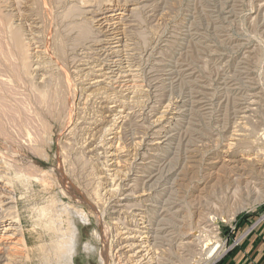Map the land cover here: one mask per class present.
I'll return each instance as SVG.
<instances>
[{"label": "rangeland", "instance_id": "obj_1", "mask_svg": "<svg viewBox=\"0 0 264 264\" xmlns=\"http://www.w3.org/2000/svg\"><path fill=\"white\" fill-rule=\"evenodd\" d=\"M261 3L0 0L6 207L28 248L16 264H118L115 226L134 214L115 216L105 176L119 183L113 200L129 192L124 202H141L158 230L155 264H264ZM107 8L126 9L113 54L127 70L98 85L113 56L94 31Z\"/></svg>", "mask_w": 264, "mask_h": 264}, {"label": "bare ground", "instance_id": "obj_2", "mask_svg": "<svg viewBox=\"0 0 264 264\" xmlns=\"http://www.w3.org/2000/svg\"><path fill=\"white\" fill-rule=\"evenodd\" d=\"M262 8H264V0H261ZM115 6V5H114ZM113 6V7H114ZM126 8V7H125ZM122 8H107L106 10L102 11L100 14L101 16L96 19L98 21L96 27L94 28L95 34L97 36L96 45L99 47H102L104 50L111 51V54L113 52H116L114 48L116 46H122V37L120 34L123 32V28L121 27V20H123V15H125V10L120 11ZM36 20V19H35ZM95 20V21H96ZM125 20V19H124ZM34 21V20H33ZM37 22V21H35ZM34 26V25H33ZM29 27V26H28ZM36 27V26H35ZM34 27V28H35ZM83 28H85L83 30ZM83 34H88L89 30L86 26L82 27ZM123 34V33H122ZM30 35V34H29ZM18 37V36H17ZM26 37V36H25ZM28 38V37H27ZM31 41V40H30ZM33 41V40H32ZM31 41V42H32ZM29 42V41H28ZM38 46V45H37ZM119 47V48H120ZM104 52V51H103ZM117 55V54H116ZM120 55V54H119ZM119 58V57H118ZM118 58H115V54H113L111 61L107 64L101 65L99 68H97V71H100L98 73V76L96 75L95 78L92 80V84H98L101 83V76L104 78L107 75L109 76H115L117 73H123L126 70H123L122 68L125 67L123 64L125 62L120 61ZM122 58V57H121ZM125 61V60H124ZM128 65V64H127ZM39 66V65H38ZM37 66V68H38ZM87 67V66H86ZM36 68V67H35ZM84 69V68H83ZM87 69V68H86ZM85 69V70H86ZM96 70V69H95ZM90 71V70H89ZM131 73V72H129ZM118 75V74H117ZM129 74H122V76H128ZM123 78V77H122ZM129 78V77H128ZM105 79V78H104ZM127 79V78H126ZM112 80V79H111ZM125 80V79H124ZM128 80V79H127ZM131 80V78H130ZM103 81V80H102ZM114 81V80H113ZM132 81L135 84V80L132 79ZM104 82V81H103ZM123 82V81H122ZM125 83V82H124ZM90 84V83H89ZM91 84V85H92ZM90 85V86H91ZM99 85V84H98ZM97 86V85H96ZM123 86V84H122ZM129 86V85H128ZM132 86V85H131ZM88 88V87H86ZM18 90V89H17ZM48 91V90H47ZM9 92V91H8ZM50 93V92H49ZM48 94V92H47ZM55 95V94H54ZM52 95V96H54ZM38 96V95H37ZM50 96V95H49ZM41 97V96H40ZM104 97V96H103ZM50 98V97H49ZM100 98V96H99ZM107 98V97H106ZM1 99V98H0ZM109 99V98H108ZM111 99V98H110ZM114 99V98H113ZM38 100V99H37ZM43 101V99H41ZM55 100V98L53 99ZM107 100V99H106ZM117 100V99H116ZM16 101V100H15ZM118 101V100H117ZM48 102V101H47ZM119 102V101H118ZM45 103V102H44ZM110 103V102H109ZM120 105V104H119ZM122 105V104H121ZM124 106V105H123ZM126 106V105H125ZM25 107V106H24ZM23 107V108H24ZM110 107V106H108ZM107 107V108H108ZM122 107V106H121ZM117 108V107H116ZM127 108V107H126ZM47 109H51L47 106ZM119 109V108H118ZM112 110V109H111ZM110 110V111H111ZM121 110V109H120ZM116 113V116L119 117H127V112L122 110ZM132 110V109H131ZM27 111V110H25ZM114 112V111H113ZM129 114V113H128ZM244 115V114H243ZM14 116V115H13ZM15 117V116H14ZM8 118V117H7ZM10 118V117H9ZM12 118V117H11ZM31 119V118H30ZM31 121V120H30ZM111 121V120H110ZM109 121V122H110ZM33 122V121H32ZM114 124V123H113ZM112 124V125H113ZM111 129V128H110ZM109 129V130H110ZM112 130V129H111ZM107 132V131H106ZM114 132V131H113ZM263 136V135H262ZM154 141V140H153ZM108 142V141H107ZM101 143V142H100ZM99 144V143H98ZM92 146V144H91ZM101 146V145H100ZM97 147V146H96ZM112 150L109 151V155L112 157V165H114L115 158L118 154L116 148H111ZM125 156V155H124ZM145 156V155H144ZM120 157V156H119ZM3 154L0 153V261H6L3 264H16V258L19 257L22 261V259L27 254V246L25 245V232L24 227L22 224V221L20 220V217L11 212L10 208H16V205H11L10 207H6L7 204L14 201V191L13 188L10 186V180L7 177V172H5V169L3 168ZM252 159V158H251ZM144 160V159H143ZM107 161V160H106ZM140 161V160H139ZM122 162V161H121ZM107 163V162H106ZM119 163V161H118ZM110 165V164H109ZM233 165V164H232ZM116 169V168H115ZM110 170H112L110 168ZM106 175H107V170ZM118 171V170H117ZM110 172V171H109ZM115 172V171H114ZM113 176L112 173H108ZM120 174V173H119ZM121 176V175H120ZM123 177V176H122ZM126 177V176H125ZM106 183L109 185L110 188L107 189L106 193L109 194L110 197L108 198L110 200L111 208L115 212V216L124 214L126 211V207L133 212L134 214L132 220L122 221L118 222L120 226H115L116 228H121V230L117 233V237L115 238L117 241V247L119 255L118 257V264H155L154 257L152 256V241L156 239V233L158 230H156L153 227H149L148 224L144 223L147 220H145L147 217H145L144 214L145 210H143V204L141 202H134L132 205H128V203L124 202L127 198H129V192L124 193L122 198H119L118 200H113V197L115 195V191H117L119 183H116L117 180L114 179V177H106ZM118 179V178H117ZM121 181V180H120ZM123 181V180H122ZM145 182V181H144ZM156 182V181H154ZM160 182V181H159ZM117 185L116 188H114V185ZM127 185V183H126ZM128 187V186H127ZM155 187V186H153ZM153 189V188H152ZM130 191V190H128ZM131 192V191H130ZM102 194V193H101ZM131 194V193H130ZM139 194V193H138ZM149 193H144L140 195H136L135 197L139 198L140 200H143V198L148 195ZM100 197V196H99ZM148 198V197H147ZM111 201H115L112 202ZM122 202V205L120 203ZM44 204V203H43ZM109 205V204H108ZM44 206V205H43ZM46 206V205H45ZM51 206V205H50ZM175 206V205H174ZM148 207V206H147ZM9 208V209H8ZM56 208V207H55ZM110 208V206H109ZM117 208V209H116ZM37 209V208H36ZM104 209V208H103ZM58 211V210H57ZM130 211V212H131ZM40 213V212H39ZM129 213V212H128ZM177 216V215H176ZM120 217V216H119ZM118 217V218H119ZM117 219V217H114ZM125 218V217H124ZM139 218V219H138ZM119 220V221H120ZM118 221V220H117ZM148 221H150L148 219ZM147 221V222H148ZM162 221V220H161ZM115 222V221H114ZM116 223V222H115ZM118 224V225H119ZM150 224V223H149ZM115 225V224H114ZM115 229V228H114ZM119 230V229H118ZM156 232V233H155ZM154 233V234H153ZM159 234V233H158ZM157 234V235H158ZM115 235V236H116ZM158 237V236H157ZM202 239V238H201ZM114 241V240H113ZM206 245H210V243H207ZM60 246V245H57ZM222 244L219 242L216 243L213 242L211 247L206 252L207 256L206 258L212 257L214 254L220 250V247ZM207 250V249H206ZM204 251V250H203ZM117 253V252H116ZM154 253V252H153ZM30 254V253H29ZM118 254V253H117ZM156 264H161L160 259L156 261ZM178 264V263H175Z\"/></svg>", "mask_w": 264, "mask_h": 264}, {"label": "crops", "instance_id": "obj_3", "mask_svg": "<svg viewBox=\"0 0 264 264\" xmlns=\"http://www.w3.org/2000/svg\"><path fill=\"white\" fill-rule=\"evenodd\" d=\"M262 240V238H258L257 241L253 244V248L252 249H255L257 246H258V243H260ZM257 245V246H256ZM237 254V252H236ZM244 260H242L241 262H239L238 264H242ZM250 261V260H249ZM244 264H248V261H246Z\"/></svg>", "mask_w": 264, "mask_h": 264}]
</instances>
